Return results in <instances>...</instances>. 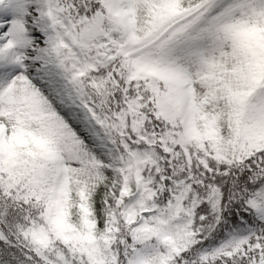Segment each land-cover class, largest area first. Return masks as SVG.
Wrapping results in <instances>:
<instances>
[{
    "label": "snow or ice",
    "instance_id": "snow-or-ice-1",
    "mask_svg": "<svg viewBox=\"0 0 264 264\" xmlns=\"http://www.w3.org/2000/svg\"><path fill=\"white\" fill-rule=\"evenodd\" d=\"M0 264H264V0H0Z\"/></svg>",
    "mask_w": 264,
    "mask_h": 264
}]
</instances>
